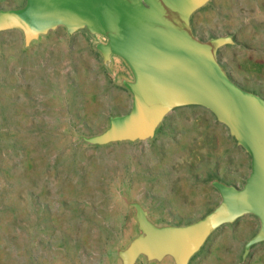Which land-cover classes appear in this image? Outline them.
I'll return each instance as SVG.
<instances>
[{"label": "rangeland", "instance_id": "1", "mask_svg": "<svg viewBox=\"0 0 264 264\" xmlns=\"http://www.w3.org/2000/svg\"><path fill=\"white\" fill-rule=\"evenodd\" d=\"M26 4L0 0V10ZM190 24L203 42L232 38L218 50L220 65L264 99V0H207ZM107 42L87 27L61 26L29 43L21 30L0 33V264H124L122 253L143 234L138 205L161 228L200 220L222 200L208 185L175 189L176 172L190 169L183 159L193 133L178 110L145 140L91 143L134 101L131 67L105 60ZM215 133L235 159L233 143ZM259 228L252 216L224 225L189 264H264V242L245 251ZM136 264L176 262L143 254Z\"/></svg>", "mask_w": 264, "mask_h": 264}, {"label": "water", "instance_id": "2", "mask_svg": "<svg viewBox=\"0 0 264 264\" xmlns=\"http://www.w3.org/2000/svg\"><path fill=\"white\" fill-rule=\"evenodd\" d=\"M206 1L27 0L23 8L0 10V33L21 30L29 43L59 26L70 33L87 27L108 38L100 46L105 60L118 55L129 64L135 77L127 84L133 107L112 119L92 144L145 140L174 109L198 105L211 111L251 156L246 184L214 182L221 202L189 225L157 227L138 205L143 234L122 253L124 264H136L143 254L189 264L216 230L247 215L257 217L260 228L247 242L246 254L264 242V99L242 89L220 65L218 50L233 43L231 37L203 42L193 34L191 16Z\"/></svg>", "mask_w": 264, "mask_h": 264}, {"label": "crops", "instance_id": "3", "mask_svg": "<svg viewBox=\"0 0 264 264\" xmlns=\"http://www.w3.org/2000/svg\"><path fill=\"white\" fill-rule=\"evenodd\" d=\"M112 57L116 60V57L120 56L113 55ZM176 110H178L176 112L177 115L186 114L190 116L193 133L187 141L188 149L190 150L188 151L189 154L183 159L190 169L186 171L187 173L176 172L177 176L173 182L179 187H175V189L181 191H202L205 189V185H208L219 193L213 186L214 182H221L242 188L252 172V159L250 154L238 145L228 128L221 124L208 109L198 105H189L176 108L172 112ZM206 115L213 118V122L209 119L207 120L214 124V130H209L207 126L205 127ZM215 130L222 131L233 143L235 159L229 156V153L224 151L222 147L220 148V141L216 136ZM208 161H211L214 168H205V162L208 163ZM222 163L223 168H221ZM208 186L206 189H208ZM247 216L255 217L253 215Z\"/></svg>", "mask_w": 264, "mask_h": 264}]
</instances>
